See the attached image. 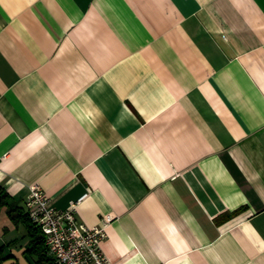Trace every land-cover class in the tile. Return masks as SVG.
I'll return each instance as SVG.
<instances>
[{"label": "crops", "instance_id": "crops-1", "mask_svg": "<svg viewBox=\"0 0 264 264\" xmlns=\"http://www.w3.org/2000/svg\"><path fill=\"white\" fill-rule=\"evenodd\" d=\"M34 184L113 215L111 264H264V0H0V185Z\"/></svg>", "mask_w": 264, "mask_h": 264}, {"label": "built area", "instance_id": "built-area-1", "mask_svg": "<svg viewBox=\"0 0 264 264\" xmlns=\"http://www.w3.org/2000/svg\"><path fill=\"white\" fill-rule=\"evenodd\" d=\"M25 209L35 228L45 237L53 264H111L103 253L101 241L107 237L106 224L113 215L104 216L99 225H88L76 216L77 203L66 209L55 207L39 184L30 186Z\"/></svg>", "mask_w": 264, "mask_h": 264}, {"label": "trees", "instance_id": "trees-1", "mask_svg": "<svg viewBox=\"0 0 264 264\" xmlns=\"http://www.w3.org/2000/svg\"><path fill=\"white\" fill-rule=\"evenodd\" d=\"M7 208V215L13 223L16 225L23 224L26 228V234L29 237V245L26 249V253L31 257H35L36 264H48L52 263L51 258L48 255L47 247L45 245L44 234L40 229L35 228L28 214L24 211L22 206L10 201V197L5 189L0 185V208ZM7 245H0V264L3 260L9 259L12 256H5Z\"/></svg>", "mask_w": 264, "mask_h": 264}, {"label": "rangeland", "instance_id": "rangeland-1", "mask_svg": "<svg viewBox=\"0 0 264 264\" xmlns=\"http://www.w3.org/2000/svg\"><path fill=\"white\" fill-rule=\"evenodd\" d=\"M7 218L11 221V219L9 218V216L7 215V208L5 207H2L0 208V243L1 245H3V239H1L2 237V231L4 232V228H5V224H6V221H7ZM12 222V221H11ZM13 225L16 227L17 225L15 223H13ZM21 229L23 231H21L20 234L17 235V241L13 243V245H17L18 241L20 244H25L27 243L29 237L28 235L26 234V229L24 228V226L21 227ZM16 231V230H15ZM17 232V231H16ZM6 239V238H5ZM6 241V240H5ZM19 244V245H20ZM5 245H10L9 244H5Z\"/></svg>", "mask_w": 264, "mask_h": 264}, {"label": "water", "instance_id": "water-1", "mask_svg": "<svg viewBox=\"0 0 264 264\" xmlns=\"http://www.w3.org/2000/svg\"><path fill=\"white\" fill-rule=\"evenodd\" d=\"M25 257L29 261L30 264H36L29 254H25Z\"/></svg>", "mask_w": 264, "mask_h": 264}]
</instances>
